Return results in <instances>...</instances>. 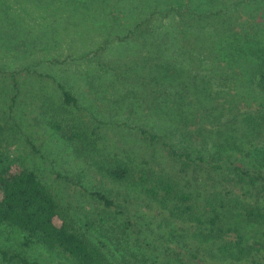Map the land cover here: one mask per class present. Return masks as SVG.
Listing matches in <instances>:
<instances>
[{
	"label": "rangeland",
	"instance_id": "obj_1",
	"mask_svg": "<svg viewBox=\"0 0 264 264\" xmlns=\"http://www.w3.org/2000/svg\"><path fill=\"white\" fill-rule=\"evenodd\" d=\"M67 1V6L62 0L43 12L34 4L27 12L20 9L31 34L11 22L0 25L4 28V35L0 34V151L37 174L72 227L100 245L112 264H255L224 260L218 252L221 243L197 238L175 219L164 220L167 213L155 217L160 212L139 187L115 182L100 171L99 166L119 160L138 164V169L151 167L177 180L197 176L194 165L189 173H181V164L169 157L164 145H152L140 130L151 116L146 111L151 88L132 71L140 47L127 36L154 7L153 0H148L151 7L147 0H134L131 9L129 0ZM205 3L204 9L211 12ZM218 5L234 27L261 34L264 0H221ZM171 22L163 19L167 27ZM184 68L207 77L208 90L221 94L217 103L197 109V117H186L179 131L184 148L203 151L208 161L218 150V161L211 164L223 162L227 154L251 174L264 177V96H235L236 83L231 86L221 80V67L209 56L198 54L195 64ZM14 80L19 88L13 87ZM59 84L77 98V107L66 105ZM73 125L82 139L63 137ZM211 164L200 168L208 170ZM231 170V178L239 181ZM225 174L230 170L226 168ZM237 181L226 182V188L244 193L236 187ZM260 184L254 187L257 192L246 196L264 201ZM96 192L113 199L125 214L107 208L94 196ZM129 214L135 216L141 234L126 229ZM24 241L17 229L0 226V248L37 264H74L61 252L36 244L25 247ZM257 259L256 264H264L261 256Z\"/></svg>",
	"mask_w": 264,
	"mask_h": 264
},
{
	"label": "trees",
	"instance_id": "obj_2",
	"mask_svg": "<svg viewBox=\"0 0 264 264\" xmlns=\"http://www.w3.org/2000/svg\"><path fill=\"white\" fill-rule=\"evenodd\" d=\"M60 1L0 0V25L11 22L31 34L20 9L27 12L34 4L43 12ZM129 1L131 9L135 2ZM197 1L153 0L154 7L127 36L134 37L140 47L139 59L132 71L139 73L137 77L145 80V85L148 83L151 88L146 109L151 116L140 127L142 135L152 145L162 143L169 157L181 164V173H189L194 165L192 172L197 176L177 180L151 167L138 169L141 168L138 164L131 162L132 166L119 160L111 166H99V169L115 182H132L139 187L152 207L160 212L155 217L167 213L169 217L164 220L175 219L197 238L221 243L218 252L226 257L224 260H252L256 264L257 257L261 256L260 262L263 263L264 201L246 195L257 192L254 187L260 182L259 193L263 195L264 177L245 170L231 160L227 152L223 162L211 164L218 161V150L208 161L203 151L192 146L184 148L179 131L183 129L180 127L185 124L186 117H197V109L217 103L221 95L213 88L208 90L210 81L207 77L192 75L184 68L194 65L198 54L209 56L214 64L221 67V80L231 86L236 83L232 88L235 96V93L248 98L264 96V28H260V34L234 27L226 10L218 5L221 0ZM205 1L209 3L211 12L204 9ZM64 2L65 6L69 3L67 0ZM147 3L151 7L152 2L147 0ZM163 19L172 21L171 25L167 27L168 23L163 24ZM0 34L4 35L2 26ZM214 73L219 74L217 70ZM13 87L19 88L16 80ZM59 87L66 105L77 107V98L62 84ZM63 135L69 141L83 138L74 125ZM246 142L251 145L249 139ZM261 158L264 164V147ZM226 161H229V166H223ZM203 163L211 164L208 170L200 168ZM226 168L230 174H225ZM232 168L239 181L231 178ZM234 181L244 193L226 188V182ZM94 196L107 208H120L102 193L96 192ZM115 212L125 214L124 210ZM0 226L21 232L25 247L34 244L44 246L47 250L61 252L74 264H112L100 245L72 227L56 196L37 174L3 151H0ZM126 229L141 234L134 215H128ZM0 257L3 264H37L24 255L2 248Z\"/></svg>",
	"mask_w": 264,
	"mask_h": 264
}]
</instances>
